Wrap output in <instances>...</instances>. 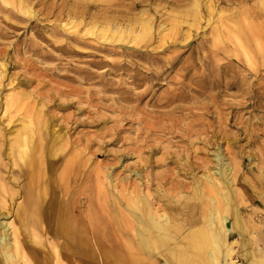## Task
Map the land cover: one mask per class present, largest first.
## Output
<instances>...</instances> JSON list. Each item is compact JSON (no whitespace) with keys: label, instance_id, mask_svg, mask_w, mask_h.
<instances>
[{"label":"rangeland","instance_id":"obj_1","mask_svg":"<svg viewBox=\"0 0 264 264\" xmlns=\"http://www.w3.org/2000/svg\"><path fill=\"white\" fill-rule=\"evenodd\" d=\"M23 1L34 16L0 1V108L11 86L26 92L24 109L33 112L39 104L53 141L66 142L76 168L66 169L68 159H63L47 170L48 196L55 195L46 197L51 207L84 191L70 198L85 204L91 198L108 226H121L133 220L129 211L122 212L124 217L113 212L130 205V191L144 196L148 191L152 211L178 222L190 214V240L199 241L203 252L210 245L197 229L207 226L208 210L220 207L239 229L236 207L243 230L229 237L237 240L235 263L246 264L242 252L247 249L264 256V0L141 2L131 12L151 17L155 29L163 23L174 39L159 56L165 63L158 64L130 50H97L87 32L109 6L125 10L139 0ZM87 4L91 8L81 18ZM233 16L239 27L233 26ZM74 22L79 23L76 30ZM237 31L252 50L254 67L244 61ZM150 71H159L160 77L150 80ZM24 109L9 124L6 115L0 117L3 134ZM4 139L0 136L2 149ZM216 152L229 180V186L220 180V188L232 192L226 200L217 189L209 190L204 177H217ZM3 158L2 152L0 176L5 178ZM26 183L19 176L11 185L17 194L8 200L10 209L24 204ZM186 234L171 228L168 236L176 241ZM166 252L164 244L156 255H140L137 264H175L165 259Z\"/></svg>","mask_w":264,"mask_h":264},{"label":"bare ground","instance_id":"obj_2","mask_svg":"<svg viewBox=\"0 0 264 264\" xmlns=\"http://www.w3.org/2000/svg\"><path fill=\"white\" fill-rule=\"evenodd\" d=\"M0 1L10 5L13 10L35 15L31 13L28 3L23 0ZM144 1L146 0L134 2L132 8L125 6V10L109 6L103 13V19L98 20L97 25L87 29V32L94 36L92 47L108 53L118 52V49L130 50L131 53L151 59L157 64L165 63L159 56L174 44V39L169 36L171 29L163 23H160L159 29H155L151 17L147 16L143 19L131 12ZM90 8L91 5L88 4L83 6L84 11L79 16L82 18L84 12H88ZM6 11L22 19L14 15L12 10ZM74 17L76 18L75 14ZM208 21L209 19L207 23ZM78 25L79 23L74 22L72 28L76 30ZM234 25L238 26L236 19H234ZM226 27L227 24L222 26V28ZM217 28L220 26L217 25L214 31L218 30ZM188 37L187 35L184 39L187 40ZM241 37L242 33L237 31L235 39L238 46L242 48L244 61L254 67L255 64L251 60L252 50L241 42ZM155 38L158 44L150 47ZM188 44H190L189 40L184 45ZM142 47L150 48L146 50ZM103 64L108 65V61L103 60ZM159 77V71H150V80ZM27 97L26 92H20L16 87L11 86L3 96L0 117L6 115L9 124L15 112L20 107L25 108ZM38 105L33 112L29 111L30 109L20 112L14 121L15 125L7 127L4 134L0 127V136L5 137L4 149H2L3 142L0 141V157L3 152V159L6 160L5 167L8 168L6 177L0 176V264H137L141 260L140 255L146 253L149 256L156 255L157 249L164 244L168 252L163 256L165 259L173 260L175 264H190V261H194L195 264H236L234 244L237 240L233 239L230 242L229 239L235 233L240 235L243 230V221L236 207L234 218L239 229L234 226V219L224 215L220 207L208 210L207 226L200 225L197 229L204 235V240L209 242L210 249L206 252L202 251L203 246L201 245L200 248V242L194 237L190 240V214L178 222L164 212L159 214L157 211H152L151 200L146 197L148 191L145 192V196L130 191V205L123 203V207L118 206L113 212V217H124L125 214L122 212L125 209L129 211L128 216L132 217L133 222L128 221L121 226L116 224L108 226V221L106 222L97 214L91 198L88 200L89 204L81 202L79 198H70L80 197L84 191H77L70 196L62 194L68 199L66 198V201L64 199L65 202L62 201L61 207L59 205L51 207V201L46 197L55 195L48 196L50 191H47L46 185L47 170L63 159H68L66 169L72 170L76 168V164L74 165L75 160L72 157L67 156L66 142L61 143V139L57 142L53 141L46 129V121L40 119L43 113ZM12 110L14 113L11 112ZM214 156L217 162L215 170L217 177L208 175L204 177L209 184V190L217 189L226 200L232 192L228 187L220 188V180L229 186L228 176L223 175L226 170L225 163L222 162L219 152H216ZM63 175L64 173L59 177L60 180L64 179ZM19 176L27 179L26 186L23 188L24 204L10 209L8 200L10 198L12 201L17 194V190H13L11 185L16 184ZM121 196L125 197V194L122 193ZM107 217L110 218L111 215ZM196 223L197 220L192 222L191 229ZM171 228L183 230L187 234L175 241L168 236ZM40 233L45 234L46 237ZM242 256L246 264H264V256H258L250 249L242 252ZM165 261L170 264L169 260Z\"/></svg>","mask_w":264,"mask_h":264}]
</instances>
